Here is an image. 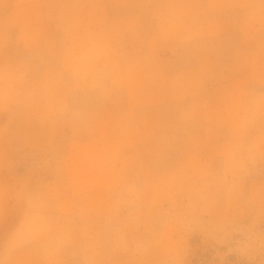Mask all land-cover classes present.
Returning <instances> with one entry per match:
<instances>
[{"label":"rangeland","instance_id":"1","mask_svg":"<svg viewBox=\"0 0 264 264\" xmlns=\"http://www.w3.org/2000/svg\"><path fill=\"white\" fill-rule=\"evenodd\" d=\"M0 264H264V0H0Z\"/></svg>","mask_w":264,"mask_h":264},{"label":"crops","instance_id":"2","mask_svg":"<svg viewBox=\"0 0 264 264\" xmlns=\"http://www.w3.org/2000/svg\"><path fill=\"white\" fill-rule=\"evenodd\" d=\"M108 6V5H107ZM103 11L105 12V15H106V19H107V21H113V20H115V18H118L119 16H115V15H113V14H111V12H110V10H109V6L108 7H105V10L103 9ZM132 15H136V14H132ZM121 18H123V17H121ZM105 34L106 35H112L113 34V31H106L105 32ZM58 51H55V53H57ZM65 52H66V50H65ZM50 55H52L51 53H50ZM49 55V53L46 55V58H49V57H51ZM69 59L67 58V56H66V53H65V63H64V65L63 66H55L56 68H57V70H58V76L61 74V79H62V82H61V80H60V78L58 77V83H57V86L60 88L61 86H64V83H63V81H64V73H65V70L66 69H68V68H70V65H69ZM50 69H51V67H50ZM44 76H46V75H43L42 76V78L44 77ZM42 78H39V79H41L42 80ZM61 82V83H60Z\"/></svg>","mask_w":264,"mask_h":264}]
</instances>
